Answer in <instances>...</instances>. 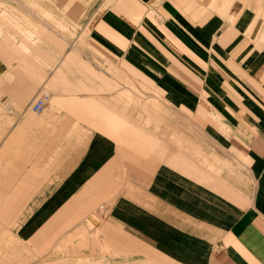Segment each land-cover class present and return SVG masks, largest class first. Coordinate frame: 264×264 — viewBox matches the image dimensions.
I'll list each match as a JSON object with an SVG mask.
<instances>
[{
  "label": "crops",
  "instance_id": "obj_1",
  "mask_svg": "<svg viewBox=\"0 0 264 264\" xmlns=\"http://www.w3.org/2000/svg\"><path fill=\"white\" fill-rule=\"evenodd\" d=\"M209 1L108 0L83 62L0 57V264H264V42Z\"/></svg>",
  "mask_w": 264,
  "mask_h": 264
},
{
  "label": "rangeland",
  "instance_id": "obj_2",
  "mask_svg": "<svg viewBox=\"0 0 264 264\" xmlns=\"http://www.w3.org/2000/svg\"><path fill=\"white\" fill-rule=\"evenodd\" d=\"M84 3L87 0H78ZM108 0H91L74 16L68 13L71 0H0V57L26 60L37 67H51L71 47L78 46L80 61L86 59V24L90 16ZM235 0H210L209 8L216 12L230 10ZM238 6L237 4L235 7ZM241 25H255V45L264 42V0H246ZM233 13V12H232ZM72 18V19H71ZM227 21L233 20L231 14ZM71 21V22H70ZM75 21V22H73ZM74 25V29L73 26ZM46 60H49V64ZM51 64V65H50ZM92 227L87 219L64 238H99L89 231Z\"/></svg>",
  "mask_w": 264,
  "mask_h": 264
},
{
  "label": "built area",
  "instance_id": "obj_3",
  "mask_svg": "<svg viewBox=\"0 0 264 264\" xmlns=\"http://www.w3.org/2000/svg\"><path fill=\"white\" fill-rule=\"evenodd\" d=\"M44 100H45L44 96L38 97L32 106L33 110L36 112H40L43 108Z\"/></svg>",
  "mask_w": 264,
  "mask_h": 264
},
{
  "label": "water",
  "instance_id": "obj_4",
  "mask_svg": "<svg viewBox=\"0 0 264 264\" xmlns=\"http://www.w3.org/2000/svg\"><path fill=\"white\" fill-rule=\"evenodd\" d=\"M92 221H93V219L92 218H90Z\"/></svg>",
  "mask_w": 264,
  "mask_h": 264
}]
</instances>
